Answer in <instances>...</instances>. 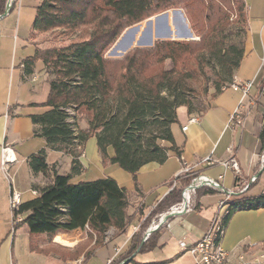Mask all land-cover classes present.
I'll return each instance as SVG.
<instances>
[{
    "label": "trees",
    "instance_id": "16d2710c",
    "mask_svg": "<svg viewBox=\"0 0 264 264\" xmlns=\"http://www.w3.org/2000/svg\"><path fill=\"white\" fill-rule=\"evenodd\" d=\"M6 3L0 0V16ZM15 3L8 14L15 10ZM171 10L183 13L197 41L158 40L149 48H132L119 60L105 58L126 29ZM232 14L236 15L233 24L229 21ZM244 27L243 0H40L30 40L55 31L73 40L63 47H35L33 55L22 62L25 76L40 62L49 87L41 105L47 110L30 117L33 136L42 139L47 150L68 156L71 174H79L78 158L86 141L94 138L102 163L129 174L136 187L140 168L150 163L162 165L168 152L179 156L170 126L177 123L175 110L179 107H185L190 116L206 109L194 107L199 94L193 84L199 83L208 62L214 61L219 69L211 99L233 82L243 49L228 44V39L235 28L244 36ZM76 119L85 120L87 126L78 134L74 133ZM258 140L263 153L264 119ZM26 163L31 175L46 174L44 151L29 156ZM33 190L36 198L14 212L25 217L13 226L26 227L30 239L45 235L49 240L58 232L87 228L96 235L97 243L109 228L123 231L132 220L126 191L111 179L71 184L70 176L58 175L53 169L51 181ZM181 191L174 189L141 224L132 236L129 254L154 247L153 241H142L141 233L152 217L179 203ZM226 205L223 227L236 212L264 209V194ZM29 248L40 252L33 242ZM77 249L73 258L82 251Z\"/></svg>",
    "mask_w": 264,
    "mask_h": 264
},
{
    "label": "crops",
    "instance_id": "0c3cea01",
    "mask_svg": "<svg viewBox=\"0 0 264 264\" xmlns=\"http://www.w3.org/2000/svg\"><path fill=\"white\" fill-rule=\"evenodd\" d=\"M39 1L16 0L15 10L0 19V156L7 147L15 158V162L8 165V180L0 172V264H120L125 258L130 260L124 264H193V259L179 249L180 243L200 238L214 217L222 220L227 202L264 194V164L261 162L264 152L260 153L258 140L264 119V0H243L246 6L243 57L234 80L240 84L252 83L247 96L241 100L240 93L228 87L222 89L191 124L187 123L190 115L186 108H177V123L170 126V132L179 156L168 152L162 165L150 163L140 168L135 187L129 174L116 165L102 163L94 138L86 141L78 158L80 172L70 175V183L113 180L126 191L130 205L128 215L132 216L123 231L109 228L97 243L96 235L87 228L58 232L49 240L45 235L30 239L26 227L16 230L10 219V190L20 194L21 204L29 202L36 198L33 187H44L51 181L49 166L57 171L58 163H46V174L33 176L27 158L40 151L45 153V162L49 154L56 155V159L63 156L47 150L44 141L33 136L30 121L31 116L46 111L41 105L48 95L39 85L40 74H44L42 64L36 63L28 76L24 75L22 65L23 60L34 53L29 37ZM236 111L242 119L241 125L231 122ZM185 126L186 131H182ZM91 139L95 149L90 143L89 152L87 146ZM107 152L112 155L111 150ZM231 158L237 163V173L224 166ZM91 169L94 170L92 175L89 174ZM88 175H91L89 180H85ZM200 177L218 183L225 192L234 193L224 202L222 210L218 203L225 196L220 191L202 187ZM193 181L200 186L190 195L192 210L159 223L161 215L181 203L182 192ZM174 189H182L179 203L169 205L152 217L141 233L142 241H153L154 247L129 254L132 236ZM207 190L213 194H203ZM155 226L156 229L146 235L147 230ZM32 242L40 252L30 251ZM220 246L229 254L231 264L237 254L264 253V209L234 213L224 227ZM78 247L82 251L73 258Z\"/></svg>",
    "mask_w": 264,
    "mask_h": 264
},
{
    "label": "rangeland",
    "instance_id": "374dc122",
    "mask_svg": "<svg viewBox=\"0 0 264 264\" xmlns=\"http://www.w3.org/2000/svg\"><path fill=\"white\" fill-rule=\"evenodd\" d=\"M162 15V14H160ZM176 16V17H175ZM174 17V18H173ZM174 20V21H173ZM183 15V13L180 10H171L166 13H163V16L161 17H153L150 20H147L139 25H136L134 27H131L129 29H126L122 35H126L124 39H127L126 43L121 44V47L116 49L118 46V41L106 52L105 57L109 60H119L121 59L129 50L132 48H146L149 47L150 42H155L158 40H169V41H197V38H195L190 31V27L187 23V21ZM229 21L233 24L236 22V15L232 14L230 16ZM174 23V24H173ZM141 25V26H140ZM145 28V29H144ZM184 28V29H183ZM186 28V29H185ZM246 29V27H244ZM141 29V30H140ZM144 29V30H143ZM155 29V30H154ZM239 28H235L233 36H231L228 39V44L235 45L237 47H240L243 44L244 36L241 34V31L237 30ZM146 30V31H145ZM59 31L47 33L44 35L37 36L34 40H30V43L39 49L45 50L49 48H57V47H63L66 46L72 41L73 39H68L63 36L59 35ZM189 34V35H188ZM176 35V36H175ZM145 38V39H143ZM156 38V39H155ZM192 39V40H190ZM128 40L134 41L136 40V44L133 47L127 48L128 50L120 51V49L126 45H128ZM121 52V53H120ZM122 52H124L122 54ZM119 54V55H118ZM122 54V55H121ZM38 65L40 62H37ZM207 63V61H206ZM39 67V66H37ZM170 63H165V69H170ZM219 69L216 66V63L214 61H209L206 68L202 71V76L200 78L199 83H194L193 86L197 89L199 96L194 99V107L199 108H206L209 100L211 99V95L213 94V86L215 82L219 79L218 77ZM40 82L39 85L44 87V91L48 92V82L46 83V76L45 74H40ZM40 86V87H41ZM204 89V91H203ZM47 98V97H46ZM45 98V101H46ZM45 101L43 103H45ZM45 109V108H44ZM47 110V109H46ZM75 126L74 128L76 131L75 134H78L80 130L86 129V122L82 119H76L75 120ZM90 143L91 145H94L95 149V142L93 139L89 142V145L87 146V151L90 152ZM56 155L49 154L46 159V163H58L57 165V174L62 176H70V163L71 160L68 156H61L55 158ZM55 159V160H54ZM49 173L52 174V166H49ZM94 170L91 169V172L89 174H93ZM88 175L85 180H89L90 176ZM95 176V175H94ZM99 176V177H98ZM97 178H100V175L97 174ZM8 207H9V213H10V219L12 220L11 216V210L9 206V198H8ZM25 215H20L21 220L24 219ZM15 226V225H13ZM22 227V226H21ZM19 227V228H21ZM14 228V227H13ZM18 228V229H19ZM17 230V229H16ZM19 237H20V231ZM114 264H118L117 262ZM121 264V263H120Z\"/></svg>",
    "mask_w": 264,
    "mask_h": 264
},
{
    "label": "built area",
    "instance_id": "2783aa9c",
    "mask_svg": "<svg viewBox=\"0 0 264 264\" xmlns=\"http://www.w3.org/2000/svg\"><path fill=\"white\" fill-rule=\"evenodd\" d=\"M10 3L14 2L15 0H8ZM264 65V60H263ZM252 86L251 82H245V83H238L233 79V82L228 86L232 91L238 92L241 95V100H243L250 88ZM197 116H190L188 118V124L195 123L197 121ZM231 122H234L236 125L242 124V119L240 117V114L238 111L234 113V115L231 118ZM187 127H182V131H186ZM15 162V158L13 157L10 149L3 148L0 156V172L4 175V177L8 180V165L13 164ZM262 164H264V155L261 158ZM224 166L230 168L235 173L238 172L237 163L234 159H230L228 162L224 163ZM199 180L202 179L201 186L204 188H209L213 190L220 191L224 196L225 199L220 201L218 203L219 210L223 209V202L227 201L228 198L233 196V192L230 191H224L222 190L218 183L205 179L203 177L198 178ZM254 179H252L253 181ZM200 186V183H197V181H193L191 185H189L183 192H182V201L180 204L170 207L163 215L159 217V223L163 222L165 220V217H172L175 215H183L186 213H189L192 210V207L190 205V195L194 192V190ZM34 194H36L34 192ZM21 205V198L20 194L16 191L10 190L9 195V206L11 210V216H12V225H17L21 222L20 215H14V212H16ZM218 217V216H217ZM217 217H214L210 223L209 229L205 234H203L200 238L196 239L195 241L191 243H185L182 242L179 244V249L183 251L184 253H187L192 259L193 264H212L211 260V247L213 245H220V243H213L212 242V232L215 230L216 220ZM156 226L152 229L149 228L147 230L146 235H149V232L151 230H155ZM221 264H226V257H229V254L224 251L221 246ZM233 264H264V253L259 252V254H246V253H240L237 254L234 257Z\"/></svg>",
    "mask_w": 264,
    "mask_h": 264
},
{
    "label": "bare ground",
    "instance_id": "6f19581e",
    "mask_svg": "<svg viewBox=\"0 0 264 264\" xmlns=\"http://www.w3.org/2000/svg\"><path fill=\"white\" fill-rule=\"evenodd\" d=\"M176 17V16H175ZM174 18V17H173ZM174 21V20H173ZM186 22V21H185ZM174 24V23H173ZM141 26V25H140ZM145 29V28H144ZM143 29V30H144ZM184 29V28H183ZM186 29V28H185ZM141 30V29H140ZM155 30V29H154ZM146 31V30H145ZM189 35V34H188ZM176 36V35H175ZM145 39V38H143ZM156 39V38H155ZM127 39H123V41L121 42V44L126 43ZM128 45L122 47L120 49V51H124L127 48L133 47L136 44V40H128ZM121 53V52H120ZM119 55V54H118ZM224 205V202H223ZM224 233V227L222 226L221 220L217 217L216 220V225H215V230L214 232H212V242L213 243H220L222 236ZM57 242H60V239H56ZM259 254V253H256ZM211 260H212V264H221V250H220V245H213V247H211ZM226 264H231L228 261V257H226Z\"/></svg>",
    "mask_w": 264,
    "mask_h": 264
},
{
    "label": "water",
    "instance_id": "95a60500",
    "mask_svg": "<svg viewBox=\"0 0 264 264\" xmlns=\"http://www.w3.org/2000/svg\"><path fill=\"white\" fill-rule=\"evenodd\" d=\"M13 3H14V2H11V3H10V2L7 0L6 8H5V12H4L3 15L0 16V19L4 18V17L9 13L10 7H11V5H12ZM161 16H163V14H162V15H158V16H156V17L159 18V17H161ZM149 20H150V19H149ZM126 35H127V34H126ZM126 35L120 37V40L118 41L119 43H118V46H117L116 49H118V48L121 47V42L123 41V39H124V37H125ZM190 40H192V39H190ZM150 46H152V42H150L149 47H150ZM191 184H192V183H191ZM191 184H190V185H191ZM165 219H167V217H165ZM149 233H151V232H149ZM128 260H130V258H129V259H126V260H125L124 262H122L121 264H124V263L128 262Z\"/></svg>",
    "mask_w": 264,
    "mask_h": 264
}]
</instances>
